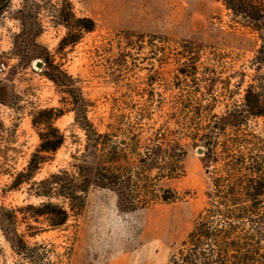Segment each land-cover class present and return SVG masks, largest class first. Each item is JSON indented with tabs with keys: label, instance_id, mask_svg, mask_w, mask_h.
Returning <instances> with one entry per match:
<instances>
[{
	"label": "rangeland",
	"instance_id": "rangeland-1",
	"mask_svg": "<svg viewBox=\"0 0 264 264\" xmlns=\"http://www.w3.org/2000/svg\"><path fill=\"white\" fill-rule=\"evenodd\" d=\"M24 1L11 0L6 7L0 0L5 6L0 13V205L47 201L35 197L33 184L61 171L74 172V157L83 151L85 133L68 112L55 122L65 144L30 182L14 189L40 143L34 116L61 107L65 97L45 75L48 58L74 81L89 104L88 118L101 132L114 116L131 113L132 130L144 142L170 132L187 154L178 177L160 182L177 192V201H152L122 214L113 192L94 187L83 210L71 213L65 227L29 242L46 247L50 264H168L209 201L211 182L198 153L203 147H194L189 132L209 123L205 113L213 122L214 116L241 106L247 87L262 82L264 69L255 62L259 34L222 0H69L75 14L92 18L96 28L75 46L59 50L67 30L53 21L45 0H36L42 6L43 32L31 44L34 52L19 53L21 25L15 17ZM249 124L264 136V118ZM50 201L63 203L56 197ZM0 264H29L1 231Z\"/></svg>",
	"mask_w": 264,
	"mask_h": 264
},
{
	"label": "trees",
	"instance_id": "trees-1",
	"mask_svg": "<svg viewBox=\"0 0 264 264\" xmlns=\"http://www.w3.org/2000/svg\"><path fill=\"white\" fill-rule=\"evenodd\" d=\"M4 1L9 7L11 0ZM222 1L236 18L259 34L261 46L255 62L258 69H264V0ZM44 4L53 21L67 30L59 50L75 46L84 34L96 28L92 18L75 14L69 0H45ZM4 8L0 6V13ZM41 9L39 1L25 0L16 12L15 19L21 25L16 36L19 53L34 52L30 47L43 32ZM45 60V75L65 97L60 100L61 107L41 109L34 116L32 125L40 143L26 170L15 180L14 189L30 182L65 144L66 136L55 122L66 113H74L75 122L85 133V143L80 156L74 157L78 162L74 172L61 171L33 184L35 197L47 201L0 205V231L12 250L29 264H50L46 247L32 245L29 239L65 227L71 213L83 210L91 188L113 192L122 214L145 208L152 201H177V192L160 182L178 177L187 154L170 132L157 134V140L150 144L144 142L142 135L132 130L135 126L131 113L114 116L101 132L88 118L89 104L74 81L48 58ZM179 71L189 77L186 70ZM205 117L209 123L189 133L194 147H203L211 182L209 201L168 264H264V231L260 226L264 225V136L249 124L251 119L264 118V79L259 85L247 87L241 106L222 117L214 116L213 122L210 113ZM53 197L63 203L51 202Z\"/></svg>",
	"mask_w": 264,
	"mask_h": 264
},
{
	"label": "water",
	"instance_id": "water-1",
	"mask_svg": "<svg viewBox=\"0 0 264 264\" xmlns=\"http://www.w3.org/2000/svg\"><path fill=\"white\" fill-rule=\"evenodd\" d=\"M42 65H43L42 62H38V64H37L38 67H42ZM203 152H204L203 149L198 150L199 154H203Z\"/></svg>",
	"mask_w": 264,
	"mask_h": 264
}]
</instances>
